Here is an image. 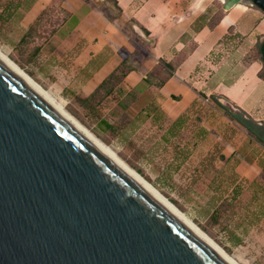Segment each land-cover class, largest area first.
<instances>
[{
  "label": "crops",
  "instance_id": "crops-1",
  "mask_svg": "<svg viewBox=\"0 0 264 264\" xmlns=\"http://www.w3.org/2000/svg\"><path fill=\"white\" fill-rule=\"evenodd\" d=\"M115 1L114 19L106 0H0V12L21 36L55 18L51 58L71 94L105 104L123 132L168 154L167 169L185 171L264 251V144L220 106L264 128V12L223 3L213 22L208 0Z\"/></svg>",
  "mask_w": 264,
  "mask_h": 264
},
{
  "label": "water",
  "instance_id": "water-1",
  "mask_svg": "<svg viewBox=\"0 0 264 264\" xmlns=\"http://www.w3.org/2000/svg\"><path fill=\"white\" fill-rule=\"evenodd\" d=\"M0 264L227 263L0 61Z\"/></svg>",
  "mask_w": 264,
  "mask_h": 264
},
{
  "label": "rangeland",
  "instance_id": "rangeland-1",
  "mask_svg": "<svg viewBox=\"0 0 264 264\" xmlns=\"http://www.w3.org/2000/svg\"><path fill=\"white\" fill-rule=\"evenodd\" d=\"M208 1L211 2V9L215 11L212 19L215 22L224 13L223 2ZM46 19L50 25L42 24L36 36L24 41L20 30L0 18V50L56 98L67 112L175 204L239 264H264V251L253 247L250 241L244 238L246 235L236 233L239 230L234 224L232 214H222V210L216 208L217 203L210 204L206 201V195H202L200 190L190 185L191 180L185 171L167 169L168 154L158 155L156 151L152 152L151 148H146L136 136H129L123 132L121 123L115 119L105 104L92 102V99L83 100L71 94L51 58L54 43L48 41L56 26L55 18ZM257 56L261 60L259 50Z\"/></svg>",
  "mask_w": 264,
  "mask_h": 264
},
{
  "label": "bare ground",
  "instance_id": "bare-ground-1",
  "mask_svg": "<svg viewBox=\"0 0 264 264\" xmlns=\"http://www.w3.org/2000/svg\"><path fill=\"white\" fill-rule=\"evenodd\" d=\"M231 3L225 6L226 9L230 7ZM5 53V52H4ZM0 50V61L22 80H24L37 94H39L67 123H69L75 130L92 142L95 146L101 149L112 162L131 179L143 187L149 194H151L173 217L187 227L202 243L211 249L217 256H219L227 264H239L229 253L215 243L210 236H208L201 228H199L186 214L170 202L164 195H162L149 181L140 175L133 167L129 166L116 154L106 143L99 139L93 132L83 126L74 116L66 111L65 107L40 86L32 77L23 71L15 62H13L6 54Z\"/></svg>",
  "mask_w": 264,
  "mask_h": 264
},
{
  "label": "trees",
  "instance_id": "trees-1",
  "mask_svg": "<svg viewBox=\"0 0 264 264\" xmlns=\"http://www.w3.org/2000/svg\"><path fill=\"white\" fill-rule=\"evenodd\" d=\"M100 9L111 19L116 18V16L120 15V9L117 5V2L115 0H106V2L100 6ZM0 18L4 21H7L8 18V13L7 11H2L0 12ZM42 25V21L41 18L36 22V24L30 28V30L24 34L22 36V40H26L30 37L36 36L39 30V26ZM264 46V42L259 45L258 50L261 56V60L263 62V71L261 70L260 72V77L264 78V56H263V52H262V48ZM263 72V73H262ZM124 74V71H122V75ZM91 99V98H90ZM89 100V99H87ZM221 108L225 111V113L231 117L234 120H237L239 123H241L248 131L250 134H253L256 136V138L258 139L259 142H261L262 144H264V128L263 127H259L258 125H256L254 122H252V120L247 119L244 117L243 113H233L229 108L220 105Z\"/></svg>",
  "mask_w": 264,
  "mask_h": 264
}]
</instances>
